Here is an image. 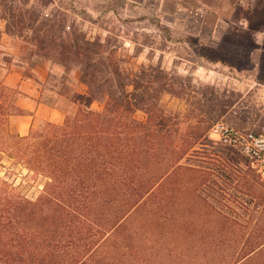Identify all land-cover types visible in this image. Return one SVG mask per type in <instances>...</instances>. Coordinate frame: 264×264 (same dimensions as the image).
I'll return each instance as SVG.
<instances>
[{
	"label": "rangeland",
	"instance_id": "obj_1",
	"mask_svg": "<svg viewBox=\"0 0 264 264\" xmlns=\"http://www.w3.org/2000/svg\"><path fill=\"white\" fill-rule=\"evenodd\" d=\"M28 1L29 6L35 5L36 14L55 13L57 18L67 14L91 39L107 40L106 54L112 51L132 76L162 71L168 74V86L173 90L196 88L201 97L202 92L214 88L222 99L232 98L234 104L220 121L253 130L264 121V0ZM1 57L0 52V102L13 113L7 115L8 124L1 129L6 132L8 145H0V153L6 150L0 154V175L17 192L36 200L46 178L7 157L13 148L11 136L16 127L12 117L18 114L14 105L20 96L16 88L4 82ZM70 79L60 72L50 74L47 83L68 89L70 95L77 92L72 88L87 87L76 81L72 86L67 81ZM163 81L167 82L159 79L156 85L163 86ZM185 95L164 92L161 103L173 110L174 116L179 115L177 111L189 112ZM94 107L101 109L103 105L95 102ZM76 108L74 105L68 113ZM243 116L249 120L243 121ZM136 117L146 120L148 113L140 109ZM183 163L190 167V174L184 169L173 174V197L149 200L134 209L121 229L101 242L95 252L99 264H134L144 254L151 264H228L239 257L242 239L227 233L256 227L250 221L264 206L256 205L264 177L251 167L245 154L219 142L211 129L204 143L198 144ZM118 206L109 203L90 221L95 229L102 228L91 231L97 238L104 225L115 220ZM41 225L37 220V226ZM69 254L63 260L71 258Z\"/></svg>",
	"mask_w": 264,
	"mask_h": 264
},
{
	"label": "trees",
	"instance_id": "obj_2",
	"mask_svg": "<svg viewBox=\"0 0 264 264\" xmlns=\"http://www.w3.org/2000/svg\"><path fill=\"white\" fill-rule=\"evenodd\" d=\"M29 3L0 0L7 31L36 42L41 56L63 64L68 71L79 66L87 91L71 95L77 108L62 123L45 120L26 135L12 134L13 148L7 149V157L46 180L38 199L31 200L0 175V264H99L95 252L101 242L120 230L134 209L149 200L173 197V174L181 169L190 174L183 159L204 143L234 100L222 99L214 88L201 97L196 88L173 90L168 74L162 71L132 76L112 51L106 54L107 40L91 39L67 14L61 18L55 13L36 14L35 5ZM1 35L0 31V40ZM159 79L167 82L156 85ZM129 85L134 88L130 90ZM164 92L185 93L190 111H177L179 115L174 116L161 103ZM95 102L103 107L95 108ZM14 106L15 113L23 112ZM140 109L148 113L146 120L136 117ZM11 113L0 102V131ZM259 126L254 131L260 132L264 121ZM5 133L0 132L2 146L8 145ZM203 183L204 179L199 184ZM109 203L119 204L117 216L103 224L97 238L91 231L102 228L95 229L90 221ZM256 205H264V189L256 193ZM250 222L255 223L253 230L228 231L229 237L240 236L244 244L239 257L228 264H264V206ZM67 254L71 258L63 260ZM134 264L151 262L144 254Z\"/></svg>",
	"mask_w": 264,
	"mask_h": 264
},
{
	"label": "crops",
	"instance_id": "obj_3",
	"mask_svg": "<svg viewBox=\"0 0 264 264\" xmlns=\"http://www.w3.org/2000/svg\"><path fill=\"white\" fill-rule=\"evenodd\" d=\"M0 31L2 34L1 68L5 74L4 82L18 90L20 97L16 104L23 110L22 113L14 114L12 117L16 131L26 135L32 126L45 120L62 123L69 109L71 110L76 104L71 99V91L57 88L56 85H48V77L50 74L66 73L72 77L67 80L70 85H75V81L81 84L84 82L80 78V68L74 67L68 71L63 64L41 56L37 52V43L9 33L7 20L1 16ZM74 91L85 93L87 87L81 90L72 88V92Z\"/></svg>",
	"mask_w": 264,
	"mask_h": 264
},
{
	"label": "built area",
	"instance_id": "obj_4",
	"mask_svg": "<svg viewBox=\"0 0 264 264\" xmlns=\"http://www.w3.org/2000/svg\"><path fill=\"white\" fill-rule=\"evenodd\" d=\"M211 132L219 142L245 154L251 167L264 177V130L240 129L219 121L213 125Z\"/></svg>",
	"mask_w": 264,
	"mask_h": 264
}]
</instances>
